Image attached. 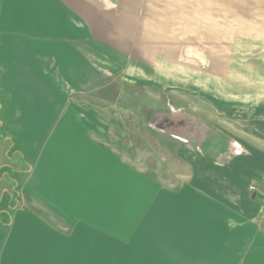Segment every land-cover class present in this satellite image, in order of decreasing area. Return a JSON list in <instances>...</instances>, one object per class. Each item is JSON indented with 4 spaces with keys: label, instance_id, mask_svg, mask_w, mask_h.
<instances>
[{
    "label": "crops",
    "instance_id": "crops-1",
    "mask_svg": "<svg viewBox=\"0 0 264 264\" xmlns=\"http://www.w3.org/2000/svg\"><path fill=\"white\" fill-rule=\"evenodd\" d=\"M215 1L179 0L188 42H223L221 13L255 11L254 0ZM157 2L0 0V264H264L262 144L232 151L215 126L199 152L188 133L177 192L144 178L127 141L121 149L126 83L111 64L138 79L135 91L174 78L138 63ZM261 106L253 120L264 124ZM134 107L140 122L155 115Z\"/></svg>",
    "mask_w": 264,
    "mask_h": 264
},
{
    "label": "rangeland",
    "instance_id": "rangeland-1",
    "mask_svg": "<svg viewBox=\"0 0 264 264\" xmlns=\"http://www.w3.org/2000/svg\"><path fill=\"white\" fill-rule=\"evenodd\" d=\"M174 1L169 9L168 0H158L153 4L154 17L150 21L153 26L143 29L144 57L138 61L139 67L144 68L143 74H152L151 69L159 68L163 73L169 70L167 73L174 78L169 82L159 81L161 85L144 79L141 80L140 91H135L138 86L134 85L139 83L138 79L125 76L124 69L113 64L111 78L116 79V83H126L120 88L121 91L126 89L123 94L127 99L122 101L127 103V108L122 113H126L128 120L127 131L121 136V149H124L123 142L127 141V153L124 154L141 169L144 178L158 181L164 190L177 192L182 188L183 180L188 179L189 168L184 158L192 161L191 156L183 154L186 149L183 141L188 133H191L197 151L208 147V144H202V137H212L215 126L226 131L227 134H223L228 138V143L234 144L232 151L240 145L255 146V142L264 146V124L253 120L263 119L260 118L262 115L258 118L254 111L256 106L264 104V6H261L264 0H254L255 11L249 12L248 18L247 13L241 10L237 13L238 17L234 12L232 15L227 11L221 13L223 27H219V30H222V35L219 31L217 33L223 42H211L208 39L206 44L187 41L189 34L195 36V29L183 27V8L179 0ZM245 2L240 0L239 4ZM230 18L237 20L239 27H225L223 21ZM204 40L202 38L201 41ZM155 53L165 58L158 61L149 59ZM132 61L136 60H127ZM200 86H206V93L226 107L220 108L211 98L206 99L199 92ZM80 98L86 102L93 100L87 96ZM136 104L139 110L142 105L143 114L148 107H153L154 117L140 122L134 107ZM156 105L160 108H155ZM223 121L232 124H224ZM233 136L237 138L231 140ZM234 142L239 143L238 146ZM111 144L118 147L115 141ZM199 180L196 178V181ZM202 184L206 186V183Z\"/></svg>",
    "mask_w": 264,
    "mask_h": 264
}]
</instances>
